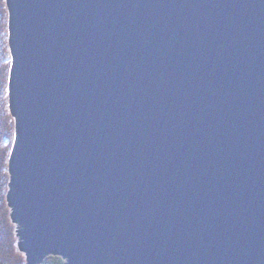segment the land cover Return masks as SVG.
Wrapping results in <instances>:
<instances>
[{
	"label": "water",
	"instance_id": "obj_1",
	"mask_svg": "<svg viewBox=\"0 0 264 264\" xmlns=\"http://www.w3.org/2000/svg\"><path fill=\"white\" fill-rule=\"evenodd\" d=\"M5 4L24 264H264V0Z\"/></svg>",
	"mask_w": 264,
	"mask_h": 264
},
{
	"label": "trees",
	"instance_id": "obj_2",
	"mask_svg": "<svg viewBox=\"0 0 264 264\" xmlns=\"http://www.w3.org/2000/svg\"><path fill=\"white\" fill-rule=\"evenodd\" d=\"M8 14L5 0H0V264H24V256L16 247L14 226L6 204L8 157L13 140L12 119L8 109L7 80L10 67L8 50ZM19 257V258H18ZM59 257H48L43 264H62Z\"/></svg>",
	"mask_w": 264,
	"mask_h": 264
},
{
	"label": "rangeland",
	"instance_id": "obj_3",
	"mask_svg": "<svg viewBox=\"0 0 264 264\" xmlns=\"http://www.w3.org/2000/svg\"><path fill=\"white\" fill-rule=\"evenodd\" d=\"M10 55V54H9ZM8 100V99H7ZM9 114H10V112H9ZM11 116V115H10ZM11 119H12V124H11V120H10V123H9V125L11 126V128H12V131H14V121H13V118H12V116H11ZM13 136H14V132H13ZM13 139V138H12ZM12 142H13V140L11 141V146H12ZM12 223V222H11ZM13 225V224H12ZM14 226V225H13ZM16 238V237H15ZM17 241V240H16ZM17 247V246H16ZM20 253V252H19Z\"/></svg>",
	"mask_w": 264,
	"mask_h": 264
},
{
	"label": "bare ground",
	"instance_id": "obj_4",
	"mask_svg": "<svg viewBox=\"0 0 264 264\" xmlns=\"http://www.w3.org/2000/svg\"><path fill=\"white\" fill-rule=\"evenodd\" d=\"M19 258V257H18Z\"/></svg>",
	"mask_w": 264,
	"mask_h": 264
}]
</instances>
